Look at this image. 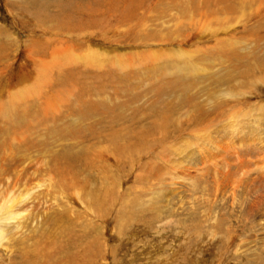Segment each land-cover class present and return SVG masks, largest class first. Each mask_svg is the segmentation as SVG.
I'll use <instances>...</instances> for the list:
<instances>
[{"label": "rangeland", "instance_id": "1", "mask_svg": "<svg viewBox=\"0 0 264 264\" xmlns=\"http://www.w3.org/2000/svg\"><path fill=\"white\" fill-rule=\"evenodd\" d=\"M261 114L264 0H0V264H264Z\"/></svg>", "mask_w": 264, "mask_h": 264}, {"label": "bare ground", "instance_id": "2", "mask_svg": "<svg viewBox=\"0 0 264 264\" xmlns=\"http://www.w3.org/2000/svg\"><path fill=\"white\" fill-rule=\"evenodd\" d=\"M85 52L87 54L94 53V52H97L98 54L108 53L107 49L104 50L102 48H99V50H98V49H96L95 45H91V44L86 46ZM57 56L60 57V59L63 58L64 61H71V60L78 61V59H72L70 57V53L65 52V50H64L63 52L60 51V52L54 53V55H53V57L51 59V62H54L55 60H57ZM91 56L92 55H89V57H91ZM28 61L29 60H27V62ZM11 76L13 77V79H11V81H13V83L14 82L15 83L18 82L19 79L24 81L26 78H30L29 74L26 71H24L22 67H20L19 70H17V71H13ZM226 126L227 127L224 130L223 129L220 130V131L217 130V131H215L213 133V135H209V136L205 137L201 141V147H203L204 150H205V152L203 154H201L200 152L196 153V151L193 150L194 152L192 151V154L195 155V157H192V156L188 157V155H183V156L180 157V159L178 158L177 161L182 160V162H183V163H181L182 166H180L179 164L178 165L182 168L181 171L183 173H185L182 176H180L182 182L183 181H187L188 179H191L190 178L191 176H190V173H189L191 171L190 170L191 169L190 168L191 167V163L194 165L193 169H200L201 166L203 165L201 161H202L203 158L206 157L207 160H212V161L214 159H219V160L222 159L221 164L222 163L224 164V160H225L224 157L226 156L225 154H227L229 151L232 152L233 154H235L234 151L236 150L238 152L240 151L243 154V149H244L243 147L245 145L246 146L249 145L250 148L253 149V151L254 150H260V149H257V148H259V147L261 148L262 146H264V114H261L260 116H253V117H250L248 119H241L240 116H239V118L237 116L235 120H233L231 123H229ZM256 145L258 147H256ZM205 153H206V156H203ZM235 155H236L235 158H237V156H238L237 159L240 160L239 153H238V155L237 154H235ZM244 158H245V156H244ZM204 162H206V161H204ZM239 162L242 163V161H239ZM219 164H220V162H219ZM229 165H230V162H229L228 166ZM172 169H173V166H172ZM263 169H264V165H263ZM255 172H256V170H255ZM248 174H255L254 170H250V172H248L244 168L240 169V176L243 179ZM262 181L263 182H261V184H260L261 186H262V183H264V178L262 179ZM173 185L176 186V187L179 186V184H177V182H174V181L171 183V186H173ZM237 186L239 187V184H237ZM257 186L258 185H256V187ZM249 198L251 200L247 199L245 201L246 204L252 202V204H254V207L261 208L262 212L264 211V202L262 203V201H261L259 196L256 195V197H253L254 200L251 197H249ZM255 200H256V203H255ZM216 201H218V200H216ZM219 202H221V201H219ZM11 215L12 214H10V213H8L7 215L5 213L0 218V243H1V241L6 239V232H7V227L6 226L3 227L2 224L4 222L10 221L9 217H11ZM19 215L20 214L18 213L17 216H19ZM17 219H18V217H17ZM258 227H259V232H261V234L264 235V219L259 222ZM255 242H258V240L255 241ZM247 249H249V248H247Z\"/></svg>", "mask_w": 264, "mask_h": 264}]
</instances>
